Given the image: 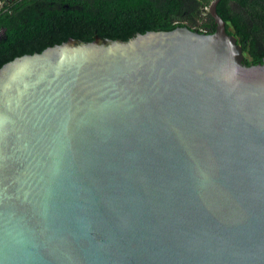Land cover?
Wrapping results in <instances>:
<instances>
[{"label":"water","instance_id":"95a60500","mask_svg":"<svg viewBox=\"0 0 264 264\" xmlns=\"http://www.w3.org/2000/svg\"><path fill=\"white\" fill-rule=\"evenodd\" d=\"M220 1L0 69V264H264V63Z\"/></svg>","mask_w":264,"mask_h":264},{"label":"trees","instance_id":"16d2710c","mask_svg":"<svg viewBox=\"0 0 264 264\" xmlns=\"http://www.w3.org/2000/svg\"><path fill=\"white\" fill-rule=\"evenodd\" d=\"M5 0H0V2ZM0 10V69L69 38L128 41L178 27L213 34L214 0H6ZM219 14L238 37L247 65L264 63V0H221Z\"/></svg>","mask_w":264,"mask_h":264},{"label":"built area","instance_id":"2783aa9c","mask_svg":"<svg viewBox=\"0 0 264 264\" xmlns=\"http://www.w3.org/2000/svg\"><path fill=\"white\" fill-rule=\"evenodd\" d=\"M5 4L9 5L10 1H2V2H0V10L4 7Z\"/></svg>","mask_w":264,"mask_h":264},{"label":"rangeland","instance_id":"374dc122","mask_svg":"<svg viewBox=\"0 0 264 264\" xmlns=\"http://www.w3.org/2000/svg\"><path fill=\"white\" fill-rule=\"evenodd\" d=\"M209 10H210V8H209ZM247 55V54H246ZM248 56V55H247Z\"/></svg>","mask_w":264,"mask_h":264},{"label":"flooded vegetation","instance_id":"af4514ba","mask_svg":"<svg viewBox=\"0 0 264 264\" xmlns=\"http://www.w3.org/2000/svg\"><path fill=\"white\" fill-rule=\"evenodd\" d=\"M6 1V0H5ZM246 57H247V55H246Z\"/></svg>","mask_w":264,"mask_h":264}]
</instances>
